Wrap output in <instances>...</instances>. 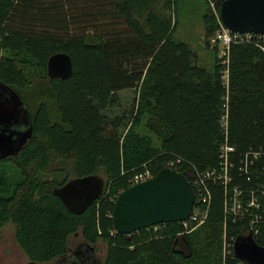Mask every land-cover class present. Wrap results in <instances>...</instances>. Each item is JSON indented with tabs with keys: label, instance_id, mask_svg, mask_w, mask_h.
Here are the masks:
<instances>
[{
	"label": "trees",
	"instance_id": "trees-1",
	"mask_svg": "<svg viewBox=\"0 0 264 264\" xmlns=\"http://www.w3.org/2000/svg\"><path fill=\"white\" fill-rule=\"evenodd\" d=\"M174 5L175 0H0V80L24 98L33 126L28 143L0 165V229L15 225L28 264L63 259L79 231L91 247L100 238L109 244L103 264H223L227 185L221 180L210 183L212 209L201 231L182 233L180 223L169 222L157 231L151 226L111 233L113 201L146 167L155 175L180 159L187 176L188 170L220 171L221 146L228 141L229 188L264 182V53L254 42L233 44L228 89L218 60L212 71L199 66L191 46L175 39ZM205 23L209 45L219 23L212 13ZM59 52L72 57L68 79L47 74L49 57ZM127 89L138 93L130 113H105ZM227 107L228 136L220 122ZM42 172L65 178L42 180ZM101 173L104 193L81 213L53 192L72 178ZM228 221L233 234L239 223ZM260 227L256 240L264 246V223Z\"/></svg>",
	"mask_w": 264,
	"mask_h": 264
},
{
	"label": "water",
	"instance_id": "water-1",
	"mask_svg": "<svg viewBox=\"0 0 264 264\" xmlns=\"http://www.w3.org/2000/svg\"><path fill=\"white\" fill-rule=\"evenodd\" d=\"M220 18L234 32L264 34V0H223ZM73 70L72 57L68 53H55L48 59L47 74L51 78L68 79ZM0 94L6 96V99L0 97V125L9 121V115L18 119L22 111H27L20 94L1 80ZM32 134V123L24 131H0V159L17 154ZM105 183V177L92 174L72 178L53 192L67 208L81 213L103 195ZM195 200L194 186L186 174L164 167L148 180L129 186L119 193L113 201V227L119 234L128 235L159 223L180 222L189 218ZM83 247H87L96 258L94 247L83 241L67 260L74 264H90L79 259L77 251H82ZM234 254L244 264H264V246L257 242L252 233L242 232L236 237ZM96 260L95 264H99V260Z\"/></svg>",
	"mask_w": 264,
	"mask_h": 264
},
{
	"label": "rangeland",
	"instance_id": "rangeland-1",
	"mask_svg": "<svg viewBox=\"0 0 264 264\" xmlns=\"http://www.w3.org/2000/svg\"><path fill=\"white\" fill-rule=\"evenodd\" d=\"M220 6L221 4L218 5L217 0H175V5L172 10V19H173V24L175 25V30H174L175 39L178 41L186 42L191 46L193 51L196 53L195 63H197L199 66L206 67L208 70L212 71L214 69L216 61L217 60L219 61V64L221 66L220 74L222 78V84L226 86L228 82L230 84V66L228 67V71H229V76H228V71L226 70L227 68L222 64V58L220 56L219 47L213 41V37L216 31L221 26ZM208 13H212L214 18H216L219 23L218 29L215 31V33L211 36L209 40L210 41L209 45L206 43V23H205V15H207ZM4 53H9V52L4 51ZM30 89L31 88H28L26 91H24L26 95H28V91H30ZM118 95L120 98L118 104H116L115 106H111L106 111H104L111 117L119 114L121 115L125 112L130 113V111L135 105V101H136L135 98L138 96V93L136 89H127L120 91ZM9 162L11 161H9V159H6L1 161L0 165ZM177 169H179V171L182 172L181 168L177 167ZM209 169L210 168L199 170V172L204 173ZM101 176L105 177L103 173H101ZM40 177L42 180L62 181L65 178V174L42 172L40 173ZM210 183L212 182H209L208 186L211 191L210 193L213 196L212 184ZM233 185H235V183ZM263 188H264L263 186H260V189ZM225 190L229 191L228 188H226ZM245 201H247V197L245 198ZM223 210H224V204H223ZM225 219L226 218L224 213L223 221H222L223 230L221 235V248H222L221 252H222L223 264H227L230 258L231 259L235 258L233 249L231 246H229V243L231 242V237L235 238L236 236H238L237 234L242 229H244L249 223L248 220L245 222L239 221L238 228L232 234L229 231L230 230L229 225L227 227L225 226ZM206 222L199 225L194 230L188 232V234H194L196 230L201 231L203 229L202 227L206 224ZM257 228L260 229L261 227L257 225ZM15 231H16V227L12 222L5 223L0 229V264L29 263V259L27 255L25 254V252L22 250L21 246L17 242ZM111 233L115 235L116 230L115 229L112 230ZM81 242H83V237L81 232L79 231V233L72 235L69 239L68 248H70V251L67 256H65L62 260L59 259L56 260L55 262L50 261V262H44L38 264H74L72 261L67 259L78 248V245ZM108 250H109V244L105 242L103 238H100L98 243L94 246V254L96 258L99 260V264H103V262L106 261L108 257ZM239 262L240 261H238V264Z\"/></svg>",
	"mask_w": 264,
	"mask_h": 264
},
{
	"label": "built area",
	"instance_id": "built-area-1",
	"mask_svg": "<svg viewBox=\"0 0 264 264\" xmlns=\"http://www.w3.org/2000/svg\"><path fill=\"white\" fill-rule=\"evenodd\" d=\"M221 20V18H220ZM221 26L216 31L213 41L218 45L220 50V56L222 58V64L226 66V70L228 71V67L230 66L231 60V46L233 44L239 43H250L254 42L256 45L264 53V34L263 33H240L234 32L228 27H226L222 20L220 21ZM229 76V71H228ZM228 79V77H227ZM226 82V81H225ZM229 86V82L226 84ZM229 99V98H227ZM228 102V101H227ZM220 122L222 124L223 130L227 135L229 131V108L225 110V113L221 116ZM228 136V135H227ZM223 161L221 162V170L217 169H209L206 172H193V170H188V178L190 182L195 186L194 189L196 191V200L192 210L191 215L186 220L180 221L183 227L182 233H188L194 230L199 225L205 223L210 215V211L212 208V195L210 188L208 186L209 182H216L221 180L222 183L227 185L229 191L226 192L224 198V213H225V226L229 225V217L232 218V221H249L248 225L242 229L238 235L242 232L244 233H252L256 239V235L259 233L257 228L264 223V188L260 189V186L264 187V182L259 181V183L255 184L253 188H247V186H243L241 184H235L231 188H229V184L233 181V178L230 175L229 165L230 158L229 152L233 151V147H231L228 141L224 142L221 146ZM181 160H173L169 161L166 167H171L177 171V167L181 168L180 162ZM181 172V171H180ZM183 173V172H182ZM185 174V173H184ZM154 174L149 167L134 173L129 179V185L132 186L139 182L148 180L153 177ZM247 197V201L245 198ZM263 197V198H262ZM252 220H251V219ZM168 222L159 223L152 227L154 230L163 229ZM257 224V225H256ZM237 237V236H236ZM236 237H231V244L229 246L232 247L234 252V244ZM233 239V241H232ZM235 256V254H234ZM240 261V260H239ZM239 264H244L242 261Z\"/></svg>",
	"mask_w": 264,
	"mask_h": 264
},
{
	"label": "flooded vegetation",
	"instance_id": "flooded-vegetation-1",
	"mask_svg": "<svg viewBox=\"0 0 264 264\" xmlns=\"http://www.w3.org/2000/svg\"><path fill=\"white\" fill-rule=\"evenodd\" d=\"M20 96H21V94H20ZM0 97L5 98L6 96L0 94ZM22 99L24 100L23 97H22ZM24 108H26L27 111L23 109L24 111L21 112L18 119L16 116L13 117L12 115L11 116L9 115V117H10V118H8L9 121L5 124L0 125V131L12 132V131H21V130L24 131V130L28 129L31 126L32 116H31V113L29 112V109L26 105L25 100H24ZM6 120H7V118H6ZM15 137L16 136H14V138ZM10 156H12V155L6 156L2 159H5V158L10 157ZM77 253H79V255H80L79 259L81 261H84V262L88 261L90 264H95L97 262L96 258L92 256L90 250L87 247H83L82 251H79V252L77 251Z\"/></svg>",
	"mask_w": 264,
	"mask_h": 264
},
{
	"label": "bare ground",
	"instance_id": "bare-ground-1",
	"mask_svg": "<svg viewBox=\"0 0 264 264\" xmlns=\"http://www.w3.org/2000/svg\"><path fill=\"white\" fill-rule=\"evenodd\" d=\"M230 228V227H229Z\"/></svg>",
	"mask_w": 264,
	"mask_h": 264
}]
</instances>
